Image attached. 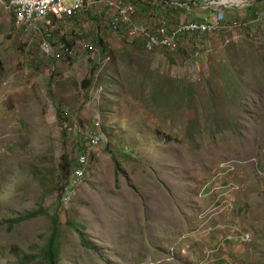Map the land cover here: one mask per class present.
<instances>
[{"label": "rangeland", "instance_id": "obj_1", "mask_svg": "<svg viewBox=\"0 0 264 264\" xmlns=\"http://www.w3.org/2000/svg\"><path fill=\"white\" fill-rule=\"evenodd\" d=\"M109 15L94 4L62 28L72 47L95 39L67 61L0 24V222L24 219L0 226V264H46L54 218L55 264H264V42L205 36L184 67L192 43L134 52ZM96 122L105 143L64 206L65 161Z\"/></svg>", "mask_w": 264, "mask_h": 264}, {"label": "built area", "instance_id": "obj_2", "mask_svg": "<svg viewBox=\"0 0 264 264\" xmlns=\"http://www.w3.org/2000/svg\"><path fill=\"white\" fill-rule=\"evenodd\" d=\"M203 17L199 21H181L170 26L167 19L160 17L154 30L134 22L136 0H0V7L11 17L12 27L21 33L26 41H40L41 52L58 61H67L77 56L78 52L94 54V38L85 39L77 47L59 39L62 25H72L73 20L81 17L94 4H101L110 12L107 29L113 35H120L128 43L135 40L143 42L147 52L164 50L175 53L182 37H189L195 44L196 51L187 60V66L197 61L203 48L205 36L216 35L225 30L242 27L239 20L234 19L226 24L225 9L242 6L238 0H195ZM194 1V2H195ZM184 8V4H176ZM94 127H99L96 122ZM105 137L98 130L91 131L85 139L80 151H77L70 164L69 173L60 188L59 200L67 206L87 176L88 154L99 148ZM264 186V167L258 169Z\"/></svg>", "mask_w": 264, "mask_h": 264}, {"label": "crops", "instance_id": "obj_3", "mask_svg": "<svg viewBox=\"0 0 264 264\" xmlns=\"http://www.w3.org/2000/svg\"><path fill=\"white\" fill-rule=\"evenodd\" d=\"M184 1H185L184 8L177 7L176 4L178 3L176 2V0H169L168 2L163 3L164 5L162 7L163 9L162 12L165 13L166 16L165 18L167 19V22L170 26H174L181 21H186V22L199 21L203 17L204 14L202 11H200L198 4L195 0H184ZM238 1H241L243 5L224 10L226 24L231 20L237 19L242 24V27L238 28L237 30L244 29V32H247V34L253 37L254 39L256 40L260 39V41L264 42V0H238ZM150 3L151 5H149ZM155 3L156 2L154 0L136 1V15L134 22L136 24L144 25L149 29L154 30L157 26L158 19L161 17L160 14L162 13V12L160 13L158 10L155 9V7H157ZM1 9L2 8L0 7V24L2 23L3 30L7 33L10 29V26H12V22L10 20L9 15L4 10ZM83 19L82 16L74 19L72 25L75 27H80ZM72 25L67 24L61 26L59 33L60 40H62V35H63L62 28L66 29V26L69 27ZM191 43L195 49V44L191 38L189 37L180 38L178 51L183 52L184 50H186V48L192 46ZM128 47L134 52L144 50L143 42L141 40H135L133 43H128ZM151 53L156 58H160L159 56L161 54V51H153ZM187 60L188 58L184 59L185 61L184 67L187 66L186 65ZM183 70L184 69H181L180 71Z\"/></svg>", "mask_w": 264, "mask_h": 264}, {"label": "trees", "instance_id": "obj_4", "mask_svg": "<svg viewBox=\"0 0 264 264\" xmlns=\"http://www.w3.org/2000/svg\"><path fill=\"white\" fill-rule=\"evenodd\" d=\"M168 1L169 0H164V2H168ZM112 162H113L114 173H117L118 165L114 162V160H112ZM69 168H70V164L65 161V165L63 167L65 173L67 174L69 173ZM23 220L24 219H17V220H11L5 223L0 222V226L6 225L7 229H11L12 227H14L15 225H17ZM67 225L70 226V228L75 232L76 236L79 239V243L82 247L87 248V249H92L91 246L88 244V242L84 239L83 234L77 229V228L82 229L83 228L82 226H79L76 223H72V222H67ZM57 228H58V221L56 218H54L52 221V226L50 229V235H49L48 241L43 250V256H44L46 264H55L56 255H57V242H56L57 231H58Z\"/></svg>", "mask_w": 264, "mask_h": 264}]
</instances>
